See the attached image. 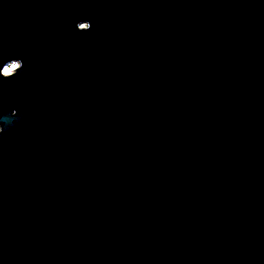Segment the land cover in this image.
I'll return each instance as SVG.
<instances>
[{"label":"water","instance_id":"1","mask_svg":"<svg viewBox=\"0 0 264 264\" xmlns=\"http://www.w3.org/2000/svg\"><path fill=\"white\" fill-rule=\"evenodd\" d=\"M0 264H264V0H0Z\"/></svg>","mask_w":264,"mask_h":264},{"label":"rangeland","instance_id":"2","mask_svg":"<svg viewBox=\"0 0 264 264\" xmlns=\"http://www.w3.org/2000/svg\"><path fill=\"white\" fill-rule=\"evenodd\" d=\"M16 65H17V62H10V63L6 64V65L3 67V70H2L3 73H4V74H8V73H10Z\"/></svg>","mask_w":264,"mask_h":264}]
</instances>
